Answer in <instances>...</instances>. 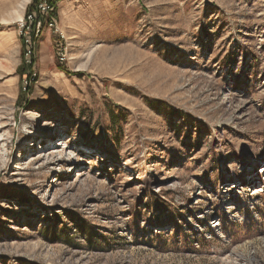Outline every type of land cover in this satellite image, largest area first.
I'll return each mask as SVG.
<instances>
[{"label": "rangeland", "instance_id": "rangeland-1", "mask_svg": "<svg viewBox=\"0 0 264 264\" xmlns=\"http://www.w3.org/2000/svg\"><path fill=\"white\" fill-rule=\"evenodd\" d=\"M34 1L0 0V264H264V0H64L27 60Z\"/></svg>", "mask_w": 264, "mask_h": 264}, {"label": "built area", "instance_id": "built-area-1", "mask_svg": "<svg viewBox=\"0 0 264 264\" xmlns=\"http://www.w3.org/2000/svg\"><path fill=\"white\" fill-rule=\"evenodd\" d=\"M64 0H35L32 10L25 14L19 23L26 49V59L30 60L36 53L38 39L45 29L58 31L57 10L58 4Z\"/></svg>", "mask_w": 264, "mask_h": 264}, {"label": "trees", "instance_id": "trees-1", "mask_svg": "<svg viewBox=\"0 0 264 264\" xmlns=\"http://www.w3.org/2000/svg\"><path fill=\"white\" fill-rule=\"evenodd\" d=\"M32 7L33 6H30L28 9H27V13L30 12L32 10ZM23 56H24V59L26 57V49L24 47V53H23ZM32 63H33V60H32ZM32 65L33 64H30V65H26V63L24 62L22 64V66L19 68L18 72H19V75L20 77L23 79L24 76H26V71L28 72L29 69L32 68ZM30 71V70H29ZM28 90V89H27ZM29 93V91H28ZM26 96L27 94L26 93H21L20 97H19V100H18V106L19 107H24L25 104L27 103V101L23 102L24 99H26Z\"/></svg>", "mask_w": 264, "mask_h": 264}, {"label": "bare ground", "instance_id": "bare-ground-1", "mask_svg": "<svg viewBox=\"0 0 264 264\" xmlns=\"http://www.w3.org/2000/svg\"><path fill=\"white\" fill-rule=\"evenodd\" d=\"M260 191V190H259Z\"/></svg>", "mask_w": 264, "mask_h": 264}]
</instances>
